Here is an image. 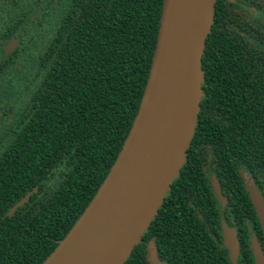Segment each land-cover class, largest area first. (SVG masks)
<instances>
[{
    "label": "trees",
    "instance_id": "trees-1",
    "mask_svg": "<svg viewBox=\"0 0 264 264\" xmlns=\"http://www.w3.org/2000/svg\"><path fill=\"white\" fill-rule=\"evenodd\" d=\"M163 1L0 0V15L28 17L31 7L58 6L52 27L38 34L35 54L20 59L22 68L36 62L34 69L29 66L35 82L0 77V97L5 94L13 103L5 108L11 119L0 133V264H42L91 203L144 96ZM253 14L258 23L264 20V0L214 1L200 57L201 96L184 163L123 264H150L152 255L159 260L164 239L174 247L178 239L210 237L204 212L183 221L174 207V197L190 184L205 199L206 187L199 189L193 179L199 161L194 144L221 143L228 125L252 150L264 148V51L258 65L251 60L250 65L244 62L246 68L238 51L253 49L242 43L241 32L264 49V25L251 28L247 22ZM6 61L19 62L14 56ZM226 82L249 83L230 88ZM253 231H258L256 224ZM167 264H190V254L179 261L172 251Z\"/></svg>",
    "mask_w": 264,
    "mask_h": 264
},
{
    "label": "water",
    "instance_id": "water-1",
    "mask_svg": "<svg viewBox=\"0 0 264 264\" xmlns=\"http://www.w3.org/2000/svg\"><path fill=\"white\" fill-rule=\"evenodd\" d=\"M214 1H163L152 67L129 134L89 206L42 264H123L139 242L185 160ZM249 196L264 234V202L253 189ZM223 231L225 240H234L232 231ZM251 248L256 264H264L259 247ZM150 263L160 264L154 255Z\"/></svg>",
    "mask_w": 264,
    "mask_h": 264
},
{
    "label": "flooded vegetation",
    "instance_id": "flooded-vegetation-1",
    "mask_svg": "<svg viewBox=\"0 0 264 264\" xmlns=\"http://www.w3.org/2000/svg\"><path fill=\"white\" fill-rule=\"evenodd\" d=\"M52 7L58 6L52 4L41 9L31 7L28 17L20 14L0 15V63L2 66L0 77L5 78L6 82H35L29 66L34 69L36 62L22 68L20 59L21 56L35 54L36 45L40 44L37 39L38 34L52 27V21L57 13L56 11L52 14L50 11ZM48 10L49 13H47ZM257 17L253 14L247 18L251 28H256L259 23L264 25V20L260 17L258 23ZM43 29L45 30L42 31ZM240 34L242 43L253 45V49L250 48L251 46L238 49L243 68H246L244 62L250 65L251 60L258 65L257 56L264 49L247 33ZM9 56H14L19 62L6 61ZM242 74L240 72L241 77ZM248 83L226 82V85L235 88L239 84L241 87L247 86ZM8 100L10 97H6L5 94L0 97V133L11 119L4 115L5 108L13 105V103H7ZM233 131H235L233 126L227 125L224 132L225 139L221 143L194 144L196 149L193 155L199 161H195L198 169L197 176L193 179L199 181V189L206 187L205 199L200 197L196 187L191 184L189 190L182 189L183 193H178L181 196L174 197L177 217L181 220H193L199 216L197 215L199 212L206 214L208 226L206 231L210 237L178 239L174 247H170L168 245L170 241L164 239L163 244L164 246L166 244V247H162L160 259H156L160 264H167V257L172 251L176 253L179 261L184 260L185 255L189 253L190 264H256L251 248L252 243L259 247L264 260V234L249 196V189H253L264 202V148L261 145L252 150L249 142L244 139L238 141ZM202 156L205 158L201 159ZM169 192L170 189L166 194L168 195ZM255 224L258 231H253ZM223 226L232 231L234 240H225ZM186 227L191 229V223ZM149 244L153 247L151 242Z\"/></svg>",
    "mask_w": 264,
    "mask_h": 264
},
{
    "label": "rangeland",
    "instance_id": "rangeland-1",
    "mask_svg": "<svg viewBox=\"0 0 264 264\" xmlns=\"http://www.w3.org/2000/svg\"><path fill=\"white\" fill-rule=\"evenodd\" d=\"M53 8H54V9H53ZM57 10H58V7H57V8H56V7H52V8L50 9V11L52 12V14H55ZM47 13H49V10L47 11Z\"/></svg>",
    "mask_w": 264,
    "mask_h": 264
}]
</instances>
